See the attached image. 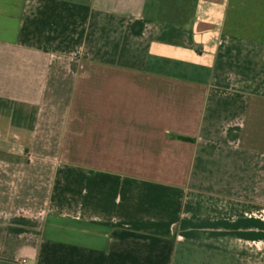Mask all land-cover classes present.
<instances>
[{
	"label": "crops",
	"instance_id": "0c3cea01",
	"mask_svg": "<svg viewBox=\"0 0 264 264\" xmlns=\"http://www.w3.org/2000/svg\"><path fill=\"white\" fill-rule=\"evenodd\" d=\"M0 264H264V0H0Z\"/></svg>",
	"mask_w": 264,
	"mask_h": 264
},
{
	"label": "trees",
	"instance_id": "16d2710c",
	"mask_svg": "<svg viewBox=\"0 0 264 264\" xmlns=\"http://www.w3.org/2000/svg\"><path fill=\"white\" fill-rule=\"evenodd\" d=\"M183 140H190V139H188V138H182Z\"/></svg>",
	"mask_w": 264,
	"mask_h": 264
}]
</instances>
